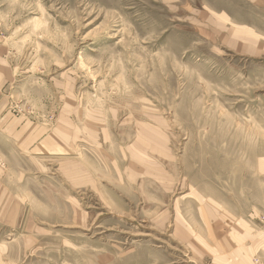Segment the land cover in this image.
Returning a JSON list of instances; mask_svg holds the SVG:
<instances>
[{"label": "rangeland", "instance_id": "1", "mask_svg": "<svg viewBox=\"0 0 264 264\" xmlns=\"http://www.w3.org/2000/svg\"><path fill=\"white\" fill-rule=\"evenodd\" d=\"M0 264H264V0H0Z\"/></svg>", "mask_w": 264, "mask_h": 264}, {"label": "crops", "instance_id": "2", "mask_svg": "<svg viewBox=\"0 0 264 264\" xmlns=\"http://www.w3.org/2000/svg\"><path fill=\"white\" fill-rule=\"evenodd\" d=\"M7 74H5V71L2 69V66L0 68V93L2 92V89L4 87V83L6 80H8ZM1 125V124H0Z\"/></svg>", "mask_w": 264, "mask_h": 264}]
</instances>
